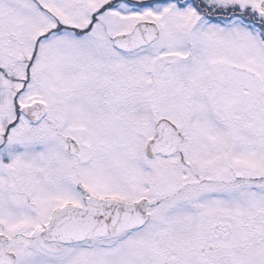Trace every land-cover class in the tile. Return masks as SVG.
<instances>
[{
    "label": "snow or ice",
    "instance_id": "snow-or-ice-1",
    "mask_svg": "<svg viewBox=\"0 0 264 264\" xmlns=\"http://www.w3.org/2000/svg\"><path fill=\"white\" fill-rule=\"evenodd\" d=\"M0 264H264V0H0Z\"/></svg>",
    "mask_w": 264,
    "mask_h": 264
}]
</instances>
